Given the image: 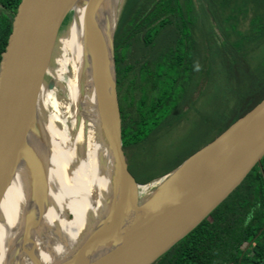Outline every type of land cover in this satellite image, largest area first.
Listing matches in <instances>:
<instances>
[{
  "label": "trees",
  "instance_id": "16d2710c",
  "mask_svg": "<svg viewBox=\"0 0 264 264\" xmlns=\"http://www.w3.org/2000/svg\"><path fill=\"white\" fill-rule=\"evenodd\" d=\"M20 1L0 0V61ZM191 1L124 0L117 17L106 99L139 186L164 180L264 99V55L254 65L249 57L264 45V0H202L199 15ZM248 15V29L238 30ZM215 79L221 84L216 96L222 98L206 118V136L173 153L157 170L130 154L178 126ZM125 183L130 192L136 190ZM155 264H264V156L230 196Z\"/></svg>",
  "mask_w": 264,
  "mask_h": 264
},
{
  "label": "bare ground",
  "instance_id": "6f19581e",
  "mask_svg": "<svg viewBox=\"0 0 264 264\" xmlns=\"http://www.w3.org/2000/svg\"><path fill=\"white\" fill-rule=\"evenodd\" d=\"M122 2L123 0H81L70 13L72 22L68 33L65 35L64 32L62 35L49 72L50 75H55L59 85H66L65 110L71 120L70 127L64 129L52 122L53 131L46 133L48 138L54 139L51 141L59 146L76 149V155L86 165L98 167L101 161L107 162L106 171H100L96 194L89 198L83 195V202H80L79 198L77 201L83 215L82 221L95 223L99 219L102 229L88 227V240L74 243L75 253L70 254L68 240L61 236V216L52 209L50 198L45 193L42 198L44 207L37 210L35 204H27V207L21 210L23 220L19 222L18 235H12L8 216L10 220L11 213H16L12 205L15 190L21 187L23 164L31 151L35 150L43 155V147L46 146L44 141L37 140L31 131L6 198L0 224V264H109L118 259L146 254L161 235L164 226L185 213L195 202L194 196L198 192L211 189L208 183L219 170H203L197 176L202 162L210 157V160L222 169L264 129L263 114L228 133L212 149L202 152L196 160L185 165L178 180V188L168 204L173 206L168 213L156 217L157 211L163 209L158 202L154 206H138L137 190L130 192L127 189L107 137L108 133L114 135L117 132L108 111L104 82L106 61ZM54 91L55 89L47 90L45 87L41 91L32 130L42 133L43 121L40 112L42 107L49 105ZM101 166L97 169H101ZM112 183L120 189L118 195H114L110 190ZM158 201L160 202V198ZM138 207H142L143 214L136 213ZM109 208H113L110 217L107 216ZM130 213L137 214V218L129 220ZM74 230L77 229H69L70 236H73ZM111 239L114 240L110 243Z\"/></svg>",
  "mask_w": 264,
  "mask_h": 264
},
{
  "label": "water",
  "instance_id": "95a60500",
  "mask_svg": "<svg viewBox=\"0 0 264 264\" xmlns=\"http://www.w3.org/2000/svg\"><path fill=\"white\" fill-rule=\"evenodd\" d=\"M80 1L21 0L13 17L11 33L0 61V224L8 190L32 131L40 94L46 86L65 22ZM263 114L264 99L208 143L205 151L212 149L228 133ZM107 137L120 176L137 188L139 185L128 169L119 123L116 134L108 133ZM198 152L184 162L197 157ZM263 156L264 129L209 181V191L198 192L193 205L164 226L161 235L146 254L118 259L109 264H155L168 249L230 196ZM172 207L166 204L156 217L168 213Z\"/></svg>",
  "mask_w": 264,
  "mask_h": 264
},
{
  "label": "rangeland",
  "instance_id": "374dc122",
  "mask_svg": "<svg viewBox=\"0 0 264 264\" xmlns=\"http://www.w3.org/2000/svg\"><path fill=\"white\" fill-rule=\"evenodd\" d=\"M200 3H203V1H191L193 10L195 13H197V15L201 14L200 9L202 5H200ZM249 17L250 16L248 15L245 19H240L237 25L238 30L246 31L248 29ZM71 22L72 14L69 16L65 23V35L68 33ZM195 36L198 38V40H202V34L200 31H197ZM262 55H264V45L259 49L255 48L254 50L250 51V62L253 65L256 64L260 60V57ZM58 83L59 82H56L55 75L49 74V76L47 77L45 88L47 90L55 89V91L51 96L49 105L45 108L42 107L40 112L43 121L42 133L38 130H32V134L34 135V137H36L39 141H44L46 146L43 147V155H40L37 151L33 150L26 158L23 164V173L20 175V181L22 182L21 187L20 189L17 188L14 193V201L12 206L16 213H11L12 218H10L9 220L8 216V221L9 226L12 230V235H18V228L20 227L19 222L23 220L21 219L23 218L20 213L21 210L25 209V207H27V204L28 206L35 204L34 206L37 210L41 207H44L45 203L42 198H44L45 193H47V197H49L51 201L50 205L52 209L61 216L62 225H60V228L62 227L63 229V231L61 232V236H63L62 238H64V240H68V245L70 246V254H74V251L76 250L74 247V243L81 241L85 242V240H88L86 237L88 235V227L92 226L96 230L102 229V223L99 219H97L95 223L91 221L87 223L82 221L83 215L80 206L78 207L79 203L77 205V201L80 200V202H83V198H81L83 197V195L89 198L93 197L94 194H96V186L99 184L98 177L101 174L100 171L102 169H105L106 171L107 162L106 160L101 161V163L99 164V166L102 165L101 169L99 168L100 170L97 169L99 166L94 167L90 164L86 165L84 162L80 161V158L76 155V149H68L65 146H59L51 141L54 139L50 140L48 138V135L46 133H50L53 131L52 122H54L61 129L70 127L69 121L71 120V118L69 113L65 110L67 106V97L65 93L66 85L64 83H61L62 85H59ZM220 87V81L216 79L212 80V83L209 84V87L207 88V91L204 93L202 98L195 104L194 108H191L186 117L178 126L169 131H161L158 135L155 136V140L153 142L148 143L145 146L140 147L139 149H132L130 151V154L137 153V161L138 158L140 160L142 159L148 162L153 169L157 170L167 163V160L173 153H180L183 147L194 143L196 139L206 136L208 131H206V129L209 125V121L207 119H209L211 115V110L215 109V106L219 104L218 102L222 98L220 97L221 95L216 96L215 92L216 88L220 89ZM104 93L106 99L105 82ZM198 111H202L203 114L201 116H198ZM206 145L199 149V154L205 151ZM193 160H196V157L181 164V166H179L175 171L167 175L164 180L157 178V181H155L153 184L138 186L136 188L137 205L154 206L156 205L155 203L158 202L164 208L166 204H169L175 194V191L178 188V180H180L181 178V171L183 170L185 165L190 164ZM61 161L63 162L62 164L60 163ZM84 169H86V171H82ZM211 169H213L214 171H218L220 170V167H218L216 163L212 162L210 160V157H208L202 162L201 166L199 167L197 176H199L203 172V170L207 171ZM111 182H113V180H111ZM26 189L27 192H25ZM110 190L114 195H118L121 192L120 189L116 187L115 183H112V187ZM153 193H155L156 195ZM159 198L160 202L158 201ZM138 208L139 209L136 213L140 214L141 212L143 214L142 207ZM112 209L113 208L107 209L108 217H110ZM162 210L163 209L159 211ZM137 214L135 215L137 216ZM18 215L21 216L19 217ZM135 215H132V213L128 214V219H136L137 217ZM72 227H75L79 231L74 230L73 236H70L71 233H69V229ZM68 233L69 236H67ZM15 240L18 241L17 238ZM112 240L114 239H111L110 243L112 242ZM52 241L54 242V240ZM106 242H108V240L105 241V243ZM100 249L101 248L99 247L98 250Z\"/></svg>",
  "mask_w": 264,
  "mask_h": 264
}]
</instances>
